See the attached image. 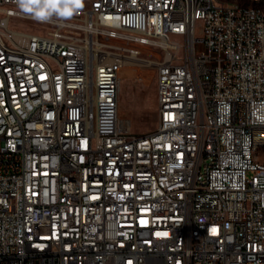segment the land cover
<instances>
[{"label":"built area","instance_id":"2783aa9c","mask_svg":"<svg viewBox=\"0 0 264 264\" xmlns=\"http://www.w3.org/2000/svg\"><path fill=\"white\" fill-rule=\"evenodd\" d=\"M30 12L40 36L23 37ZM88 14L110 27L93 31ZM61 28H75L77 51L50 39ZM142 29H152L146 43L160 40L150 51L158 121L134 132L119 109L121 57L97 55L137 45ZM260 149L264 11L0 0V264H264Z\"/></svg>","mask_w":264,"mask_h":264},{"label":"rangeland","instance_id":"374dc122","mask_svg":"<svg viewBox=\"0 0 264 264\" xmlns=\"http://www.w3.org/2000/svg\"><path fill=\"white\" fill-rule=\"evenodd\" d=\"M225 4L260 5L264 7V0H218ZM27 28H32L28 27ZM34 29H31V31ZM144 46V45H143ZM160 49L158 45L146 44V49H140V54L133 64L124 68L119 86V109L123 116L131 121L134 132H147L156 127L158 121L156 103L157 72L154 54L150 51ZM163 56H167L163 48ZM141 57V58H140ZM148 58L146 63H139ZM139 63V64H138ZM142 64V65H141Z\"/></svg>","mask_w":264,"mask_h":264},{"label":"bare ground","instance_id":"6f19581e","mask_svg":"<svg viewBox=\"0 0 264 264\" xmlns=\"http://www.w3.org/2000/svg\"><path fill=\"white\" fill-rule=\"evenodd\" d=\"M235 6H246L244 4H237ZM252 8H256L258 11H264V7L260 5H250ZM43 18H51L50 8H43ZM36 19H39V12H30V15L26 17L25 22H22L23 37L40 36V29L35 28ZM68 21H75V13H67ZM88 21L91 23L93 31L105 32L107 27H110V20H105V16H96V14H88ZM32 27V28H27ZM31 29H34V31ZM152 37V29L140 30L139 38H137V45H124L122 44H110L108 49L105 47H98L97 62H104L105 57H121V65L127 67L129 64H133L137 60L140 54V46L146 43V39ZM50 39H58L68 51H77L79 49V40L76 38L75 28H61L59 32H50ZM146 44L160 46L159 38H152V41H148ZM167 56L171 55V46H164ZM89 56V47H81L80 58H87ZM131 56V57H129ZM137 56V57H136ZM141 58V57H140ZM148 58H143L139 63L149 64ZM138 63V64H139ZM142 65V64H141ZM90 81H101V74L96 71H89ZM5 107L13 108L12 97H5ZM208 138V131H199V139ZM260 157L264 159V149H260Z\"/></svg>","mask_w":264,"mask_h":264},{"label":"clouds","instance_id":"9594fccd","mask_svg":"<svg viewBox=\"0 0 264 264\" xmlns=\"http://www.w3.org/2000/svg\"><path fill=\"white\" fill-rule=\"evenodd\" d=\"M19 2H21V6H22V0H19Z\"/></svg>","mask_w":264,"mask_h":264}]
</instances>
